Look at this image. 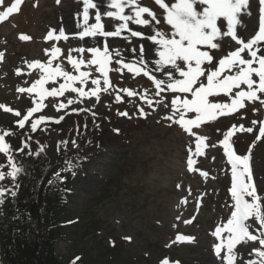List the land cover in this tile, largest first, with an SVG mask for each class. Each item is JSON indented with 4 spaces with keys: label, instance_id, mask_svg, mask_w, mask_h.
<instances>
[{
    "label": "rangeland",
    "instance_id": "374dc122",
    "mask_svg": "<svg viewBox=\"0 0 264 264\" xmlns=\"http://www.w3.org/2000/svg\"><path fill=\"white\" fill-rule=\"evenodd\" d=\"M100 2V11L104 13L107 9L103 6V0ZM33 3L38 6L33 7ZM142 4L152 6L151 0H142ZM257 8L255 0H252L253 15L250 19L245 18L248 29H237L238 35L245 39L258 30ZM90 13L89 23L92 24L95 22L94 11L90 10ZM102 22L106 30L119 23L105 17H102ZM78 23H83L82 4L75 0H61L60 5L55 0H26L18 15L0 23V52L5 54L0 62V105L19 110L22 114L34 106L33 96L21 94L17 89L30 87L38 78L36 72L27 74L31 71L27 63L36 60L45 62L48 58L45 49H50L54 44L60 47L64 55L54 64L60 63L71 71L66 60L69 49L80 46L87 48L101 41L100 37L86 38L84 41H80L78 36L74 37L73 34L83 30L77 26ZM130 28L145 34L149 32L147 28L132 24ZM50 29H55L56 34L63 29L69 39L66 42H46ZM20 34H27L32 39L21 41L18 39ZM141 43L146 49L150 45L149 41L137 38H132V44L119 38L109 39L110 49L118 47L126 59L132 58L126 49L135 46L138 50ZM71 54L79 58L77 52ZM85 58H89L87 53ZM18 69L25 75L17 76ZM98 76L99 73L93 71L90 80ZM109 76L117 89L127 88L137 93L148 89V95H152L147 78H133L126 73L120 79L115 72H110ZM91 87L89 81L85 91ZM120 94L124 101L121 103L115 102L112 88L108 92L102 91L99 101L92 97L77 102L74 93H65L58 98L48 97L43 103L49 107L35 113L32 119L41 115L55 119L63 115L64 120L59 124L46 121L38 126L35 133L30 131L31 120L21 130L15 123L19 118L0 110V130L16 133L14 137L6 138L14 146L26 139L27 132L31 136L28 141L31 150L36 153L43 148L50 164L58 160V142L59 148L69 150L72 156L81 154L86 157L87 166L77 173L78 179L66 198L61 220L65 226L62 237L54 245L55 254L63 262L70 259L71 263L75 260L76 264H160L163 258L178 261L179 264H220L213 253L214 238L210 233L230 217L228 205L232 201L231 169L219 142L232 124L250 126L252 119H264V112L253 116L249 111L243 119L238 113L205 123L198 131L206 138V146L196 155L194 138L190 139L176 127L158 123L159 111L150 114L147 119L139 118L137 108L150 111L140 96L126 97L123 92ZM68 99L74 100V103L68 105ZM53 103H64L66 107L57 112L52 107ZM73 109L89 111L77 113ZM118 111H127L133 118L122 117ZM115 129H119V134ZM256 135L257 130L251 134L237 132L232 138L237 154L248 153ZM73 140L79 147L73 146ZM64 141L68 142L67 145ZM25 153L18 155L28 156ZM186 153L192 155L193 172L187 171ZM251 167L258 191L264 194V140L255 142L252 148ZM201 172L207 173V176H202ZM184 198L186 203L183 202ZM189 219L192 222L185 224L184 221ZM177 234L194 239L191 243L172 245ZM128 237L130 241L126 239ZM257 247L258 242H244L237 246L236 251L247 260L254 258L252 250ZM77 257L80 259L76 260ZM238 264L242 262L238 260Z\"/></svg>",
    "mask_w": 264,
    "mask_h": 264
},
{
    "label": "snow or ice",
    "instance_id": "6c2138e0",
    "mask_svg": "<svg viewBox=\"0 0 264 264\" xmlns=\"http://www.w3.org/2000/svg\"><path fill=\"white\" fill-rule=\"evenodd\" d=\"M25 2L26 0H0V23L18 15ZM55 2L60 5L61 0ZM75 2L82 4L83 23H78L77 26L83 30L73 36H78L80 41L86 38L102 39L91 47L69 49L66 60L71 71L66 70L60 63L54 64L64 55L62 49L55 44L50 49H45L48 57L45 62L36 60L27 63V68L31 70L27 74L36 72L38 78L30 87H19L17 91L33 96L34 106L26 109V114H22L19 110L0 105V110L4 113L19 118L15 121L19 129H25L26 123L31 120L30 131L35 133L38 126L46 121L59 124L64 120L63 115L55 119L45 115L32 119L35 113L49 107L43 103L48 97L58 98L65 93H74L78 98L77 102L92 97L99 101V94L112 88L117 103L124 102L121 92L126 97L139 95L150 110L137 108L139 118L147 119L150 114L159 111L161 115L157 122H163L167 127H176L190 139L194 138L195 154L199 155L206 146V138L199 135L198 130L205 123L238 113L243 119L249 111L253 116L264 112V0H255L258 5V30L247 39L238 35L237 29H248L245 18L250 19L253 15L252 0H151L152 6L143 5L142 0H103V6L107 9L104 13L100 11V0ZM37 6L38 4L33 3V7ZM90 10L94 11L95 22L92 24L89 23ZM102 17L119 23L106 30ZM130 24L147 28L149 32L145 34L134 30L130 28ZM114 38L123 39L128 44H132V38H137L149 41L150 45L147 49L143 43L139 45L138 50L135 46L126 49L132 54L131 59H126L118 47L110 49L109 39ZM18 39L28 42L32 38L27 34H20ZM68 39L63 29L59 30L58 34L55 29H50L45 38L46 42H66ZM72 52H77L79 58L73 57ZM85 53L89 58H85ZM4 58L5 54L0 52V62ZM93 71L99 73V76L90 80ZM110 72L118 73L120 79H123L126 73H130L133 78H147L152 95H148V89L143 93L127 88L117 89L112 84ZM16 75L23 76L25 73L18 69ZM89 81L93 87L85 91ZM46 85L52 86L49 88ZM72 103L74 100L68 99L67 104ZM52 107L59 112L66 105L53 103ZM73 111L79 113L89 109ZM118 115L133 118L127 111H118ZM254 130H257V135L248 153L237 154L232 138L237 132L251 134ZM114 131L119 134V129ZM15 135L12 130H0V154L6 157V166L9 169L5 173L3 166H0V182L10 178L14 187H18L15 182L23 172V166L15 154L25 153L27 149L26 155L38 156L44 149L40 148L39 152L34 153L28 143L31 136H28L27 132L26 139L20 145L14 146L6 138ZM261 140H264V119H252L250 126L232 124L219 142L231 169L232 201L228 205L231 209L230 217L210 233L214 238L213 253L220 264H238V260L242 264H264V194L258 191L251 167L252 148L255 142ZM63 143L67 145L68 142ZM59 144L60 142L58 150ZM72 144L79 147L75 140ZM68 167L71 169L73 166L69 164ZM186 167L188 172L194 171L192 155L187 153ZM201 175L207 176V173L201 172ZM56 176L61 179L59 173ZM177 188L181 189V186L177 185ZM9 195L15 198L17 191L0 187V205L4 204ZM183 202L186 203V198ZM191 222V219L184 221L185 224ZM126 239L131 240L130 237ZM193 239L184 234H177L171 244L191 243ZM244 242H258L259 247L252 250L251 255L254 258L245 260L243 254L237 253V246ZM72 264H76V261ZM160 264L179 262L163 258Z\"/></svg>",
    "mask_w": 264,
    "mask_h": 264
},
{
    "label": "trees",
    "instance_id": "16d2710c",
    "mask_svg": "<svg viewBox=\"0 0 264 264\" xmlns=\"http://www.w3.org/2000/svg\"><path fill=\"white\" fill-rule=\"evenodd\" d=\"M15 155L23 166L15 182L19 186L14 187L10 178L0 182V187L17 191L15 198L9 195L0 205V264H72L70 259L63 262L58 258L54 245L65 226L61 220L66 198L78 179L77 173L86 166V157L72 156L61 147L54 164L44 152L38 156ZM0 166L5 173L9 171L3 154Z\"/></svg>",
    "mask_w": 264,
    "mask_h": 264
}]
</instances>
